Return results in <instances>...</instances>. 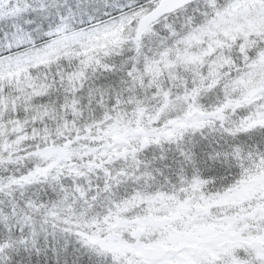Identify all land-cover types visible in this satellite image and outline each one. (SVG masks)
Wrapping results in <instances>:
<instances>
[{"label": "snow or ice", "instance_id": "6c2138e0", "mask_svg": "<svg viewBox=\"0 0 264 264\" xmlns=\"http://www.w3.org/2000/svg\"><path fill=\"white\" fill-rule=\"evenodd\" d=\"M0 264H264V0H0Z\"/></svg>", "mask_w": 264, "mask_h": 264}]
</instances>
